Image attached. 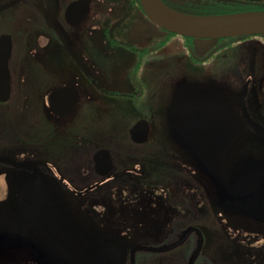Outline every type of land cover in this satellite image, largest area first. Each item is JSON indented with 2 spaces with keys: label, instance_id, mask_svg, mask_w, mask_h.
<instances>
[{
  "label": "flooded vegetation",
  "instance_id": "obj_1",
  "mask_svg": "<svg viewBox=\"0 0 264 264\" xmlns=\"http://www.w3.org/2000/svg\"><path fill=\"white\" fill-rule=\"evenodd\" d=\"M161 1L189 14L264 11V0ZM182 84L223 92L240 123L218 158L222 179L227 182L229 171L248 163L264 166V145L256 152L240 147L243 123L250 136L264 141L263 131L250 124L264 129V34L181 35L151 21L139 0H0V264H69L57 249L67 248L72 234L87 264H132L133 247L170 244L189 227L194 229L182 244L166 252L136 251L134 264H169L167 255L178 264H189L191 258L192 264H264V221L224 209L214 183L171 137L169 116ZM69 87L76 88L78 100L60 116L52 111L49 96ZM69 95L63 92L58 103H67ZM69 118L80 123L60 138L89 146L84 149L90 151L87 164L100 175L83 187L53 160L56 149L65 150L54 145L59 129L54 124ZM119 120L132 122L121 134L101 127L102 121ZM138 121L148 126L143 142L130 137ZM123 138L128 145L121 144ZM166 140L174 152L188 157L194 176L210 182L213 195H205L197 177L167 160ZM231 150L234 158L226 156ZM99 151L111 160L108 172L96 167ZM116 154L135 158L142 169L128 179L127 189H117L121 192L106 206L105 216L113 215L122 227L120 214L126 213L122 228L150 238L126 249L81 225L70 204L71 195L86 201L111 177L126 175L115 173ZM77 167L87 166L81 162ZM102 196L95 195L91 203ZM138 202L147 203L146 212L136 207ZM39 206L51 216L40 214ZM155 235L165 241L156 243ZM170 252L158 260L147 255Z\"/></svg>",
  "mask_w": 264,
  "mask_h": 264
},
{
  "label": "water",
  "instance_id": "obj_2",
  "mask_svg": "<svg viewBox=\"0 0 264 264\" xmlns=\"http://www.w3.org/2000/svg\"><path fill=\"white\" fill-rule=\"evenodd\" d=\"M139 1L151 21L181 35L213 38L264 34V11L221 15L189 14L171 9L161 0ZM67 91H70L68 102L58 103L57 98ZM49 100L53 101L50 105L52 111L64 116L74 108L78 100L77 90L75 87L56 90L50 94ZM239 124L228 106L225 94L217 88L182 84L177 89L168 121L171 137L195 160L199 171L214 183L224 209L264 221V166L255 168L254 164L248 163L238 171L231 170L227 182L222 179L218 168V158L238 131ZM250 124L264 134V129ZM147 131V123L138 121L130 129V137L135 142H143L147 138ZM94 159L100 170L108 172L112 167L111 160L104 151L97 152ZM64 209L68 211L66 205ZM37 210L45 217L51 216V211L47 208H43L47 213L40 206ZM193 229L187 228L179 239L167 245L133 247L132 264L136 251L172 250L182 244ZM70 239V245L67 248L61 246L57 253L69 264H87L80 252L77 236L72 234ZM193 260L191 258L189 264Z\"/></svg>",
  "mask_w": 264,
  "mask_h": 264
},
{
  "label": "rangeland",
  "instance_id": "obj_3",
  "mask_svg": "<svg viewBox=\"0 0 264 264\" xmlns=\"http://www.w3.org/2000/svg\"><path fill=\"white\" fill-rule=\"evenodd\" d=\"M197 73H203V72H197ZM78 107H76L74 109V111L76 113L79 112V110L77 109ZM73 111V112H74ZM72 114V113H71ZM80 118L78 119H74V118H69V119H65V120H58L56 121V123L54 125H56L57 127H59V129L57 128V131L55 136H56V141L54 142L55 147H64L65 150L60 149L57 150L56 152L53 154V160L54 162H56L57 164H60L59 167L56 166V168L60 171H62L65 176L70 179L72 181L73 184L77 185L78 187H83L86 184L90 183L91 181H93L94 179H98L100 177V175H95L94 171H92V166L88 163L89 161V156H90V151L89 150H84L85 148H88L89 146L86 145H81L80 143L77 144H69L68 143V138H60L61 134H65L66 133V129L71 127V128H76L78 123H80L79 121ZM132 124L131 121L128 120H119V121H102L101 122V127L109 125V130L111 132H117L119 134H121L122 132L126 131V129ZM60 130V131H59ZM247 128H245V124H242V127L240 129V134L245 138V143L241 144L240 147H248L250 148L251 151L256 152L257 149L262 148V146L264 145V141H258L257 138L255 136H250L249 133L246 132ZM72 133V132H71ZM107 134V133H105ZM125 134V133H124ZM60 138V139H58ZM125 138V137H124ZM122 140L121 144L123 145H128L126 140ZM264 140V139H263ZM78 141V139H77ZM167 141V147L165 150L168 151L167 153V160L169 162L172 163H176L178 165H180L182 168V170H185L187 172V174L193 178L197 177V181L202 185V189L204 191V194L206 195H213V188L212 185L210 184V182L208 180H206L205 178H203L201 175H199V173H196V175L194 176V170L192 168L191 165V161L188 159V157L180 151H175L174 152V145L169 142V140ZM2 142V139L0 138V143ZM261 143V144H260ZM239 145V143H238ZM54 147V148H55ZM1 148V146H0ZM243 151V149L241 150V152ZM26 152V151H25ZM72 152V153H71ZM70 154V160L69 162L65 161L66 163H64V159L63 157L65 155ZM46 154V153H45ZM38 155H43V154H38ZM129 155V154H128ZM33 156H37L36 154H33ZM116 162H117V170H115V173L117 174L120 171L123 172H127L126 175H120L118 174L117 176H113L111 177L105 184H103L98 190H95L93 192H91L89 194V196L87 197L86 201H84L81 198L75 197L71 195V205H72V211L73 214L75 215V218L77 219V221L83 225L84 227L90 228L92 230L97 231L98 233H101L100 235H104L109 237V240H113V241H118L120 243V245L126 249L127 245L129 246L131 243L134 242H141L144 241L145 238L143 236H141V234L138 233H130L129 228H122L126 225L127 220L129 219V216L126 217L124 214H120L121 216H123L124 218H119L120 219V225L122 227H119V223H115L114 222V216L113 215H106L105 216V211L104 209H106V206L108 204H112L114 202L115 196L121 192L120 190H117L118 188H123V189H127L129 187L128 185V179L132 178L133 176L138 177L136 175H134L135 173H141V163L138 162L135 158H129V159H124L123 156L121 154H116ZM134 156V154H131L130 157ZM83 162L84 164H86V166L88 167H84L82 170H80L77 167V164ZM65 165V167L63 168L62 165ZM69 164V165H68ZM87 175V176H86ZM114 175V174H112ZM86 176V177H84ZM100 195L102 194V198L100 199L99 202H94L91 203L93 201V199L95 198V195ZM152 195V194H150ZM111 196V197H110ZM128 202H130V200H126ZM133 202V199H132ZM83 204L86 205V209L84 210L82 207H80L79 205ZM126 204H128L126 202ZM133 204V203H132ZM90 205V206H89ZM136 207L139 208L140 211H142L141 209H143L144 212H146V207H147V203L145 202H138L136 203ZM87 210V211H86ZM127 210V209H126ZM127 212L129 213V210H127ZM127 215V214H126ZM132 217V216H131ZM91 231V230H90ZM93 232V231H92ZM150 238H146V240H149ZM155 239L156 243H163L165 240L163 239V237H159L158 235H155V237L153 238ZM174 252V251H173ZM170 253H149L147 255L151 256V257H155L153 259L158 260L159 256H164L167 254H171ZM26 255H24L25 257ZM167 261L169 264H178L176 262H174L173 260H170V255H167Z\"/></svg>",
  "mask_w": 264,
  "mask_h": 264
},
{
  "label": "bare ground",
  "instance_id": "obj_4",
  "mask_svg": "<svg viewBox=\"0 0 264 264\" xmlns=\"http://www.w3.org/2000/svg\"><path fill=\"white\" fill-rule=\"evenodd\" d=\"M235 155H236L235 151L231 150V153L227 154L226 156H228V157L230 156L231 158H234Z\"/></svg>",
  "mask_w": 264,
  "mask_h": 264
}]
</instances>
